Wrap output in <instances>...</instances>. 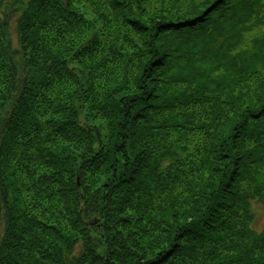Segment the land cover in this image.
<instances>
[{"label":"trees","instance_id":"obj_1","mask_svg":"<svg viewBox=\"0 0 264 264\" xmlns=\"http://www.w3.org/2000/svg\"><path fill=\"white\" fill-rule=\"evenodd\" d=\"M264 0H0V264H264Z\"/></svg>","mask_w":264,"mask_h":264},{"label":"rangeland","instance_id":"obj_2","mask_svg":"<svg viewBox=\"0 0 264 264\" xmlns=\"http://www.w3.org/2000/svg\"><path fill=\"white\" fill-rule=\"evenodd\" d=\"M252 210L255 213L251 226L256 231L264 229V202H253Z\"/></svg>","mask_w":264,"mask_h":264},{"label":"snow or ice","instance_id":"obj_3","mask_svg":"<svg viewBox=\"0 0 264 264\" xmlns=\"http://www.w3.org/2000/svg\"><path fill=\"white\" fill-rule=\"evenodd\" d=\"M197 4L202 3V0H196Z\"/></svg>","mask_w":264,"mask_h":264}]
</instances>
